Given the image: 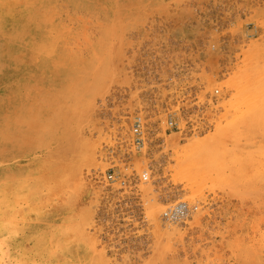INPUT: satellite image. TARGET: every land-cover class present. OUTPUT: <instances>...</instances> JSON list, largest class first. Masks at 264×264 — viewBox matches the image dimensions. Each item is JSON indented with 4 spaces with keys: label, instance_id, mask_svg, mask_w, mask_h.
I'll use <instances>...</instances> for the list:
<instances>
[{
    "label": "rangeland",
    "instance_id": "374dc122",
    "mask_svg": "<svg viewBox=\"0 0 264 264\" xmlns=\"http://www.w3.org/2000/svg\"><path fill=\"white\" fill-rule=\"evenodd\" d=\"M6 7L0 264H264V0ZM110 168L149 179L111 187ZM177 201L198 208L164 224Z\"/></svg>",
    "mask_w": 264,
    "mask_h": 264
},
{
    "label": "built area",
    "instance_id": "2783aa9c",
    "mask_svg": "<svg viewBox=\"0 0 264 264\" xmlns=\"http://www.w3.org/2000/svg\"><path fill=\"white\" fill-rule=\"evenodd\" d=\"M218 92V90H216ZM169 128H177L178 122L175 116H170L167 121ZM131 142L136 151H141L146 143V123L140 114H135L130 123ZM129 167H125L128 170ZM104 183L108 186H117L119 189H130L136 180L147 181L149 174L143 171L137 178L134 170L124 172L120 169L110 168L102 176ZM196 205H189L185 201H177L168 205L161 213V220L166 225H176L184 222L193 212L197 210Z\"/></svg>",
    "mask_w": 264,
    "mask_h": 264
},
{
    "label": "bare ground",
    "instance_id": "6f19581e",
    "mask_svg": "<svg viewBox=\"0 0 264 264\" xmlns=\"http://www.w3.org/2000/svg\"><path fill=\"white\" fill-rule=\"evenodd\" d=\"M18 1H19V0H18ZM103 7H104V6H103ZM103 7H102V8H103ZM105 9H106V8H105ZM27 10H28V9H27ZM4 11H5V18H4V16H3V10L0 11V18H1V19H0V30H1V29H4V30H5V29H7V28H9V27L11 26V25H10V22H9L8 19H7V13H9V12L11 11V9H10L9 7H6V8L4 9ZM25 12H26V11H25ZM53 12H54V11H53ZM27 13H28V12H27ZM10 15H11V13H10ZM15 17H16V16H15ZM10 18H11V17H10ZM15 19H16V18H15ZM13 23H14V22H13ZM78 80H79V79H78ZM76 82H78V81H76ZM65 85H66V84H65ZM75 86H76V85H75ZM75 86H74V87H75ZM77 86H78V85H77ZM70 89H71V88H70ZM58 102H59V101H58ZM49 105H50V104H49ZM68 107H69V106H68ZM59 108H60V107H59ZM72 108H74V106H73ZM70 109H71V107H70ZM29 110H30V106H29ZM31 111H32V110H31ZM256 111L258 112V110H256ZM256 111H252V112H255V113H253L255 116H256V114H257ZM261 112H262V111H261ZM30 113H31V112H30ZM71 113H72V112H71ZM242 113H243V111H242ZM245 113H246V112H245ZM245 113H244V114H245ZM247 113H248V115H249V112H247ZM4 114H5V113H4ZM64 114H65V113H64ZM250 114H251V116L253 115L251 112H250ZM258 114H259V113H258ZM262 114H263V113H262ZM245 115H246V114H245ZM248 115H246V117H247ZM254 115H253V118H256V119H257V116L255 117ZM16 116H17V114H16ZM16 116H15V117H16ZM20 117H21V116H20ZM248 117H249V116H248ZM27 118H28V117H27ZM244 118H245V117H244ZM251 118H252V117H251ZM251 118H250V119H251ZM259 118H260V117H259ZM7 119H8V118H7ZM17 119H18V118H17ZM22 119H23V118H22ZM248 119H249V118H248ZM20 120H21V119H20ZM20 120H19V121H20ZM24 120H25V119H23L22 121H24ZM30 120H31V119H30ZM30 120H28V121H30ZM12 121H13V120H12ZM249 121H250V120H249ZM252 122H254V121H252ZM13 123H14V122H13ZM15 123H16V119H15ZM25 123H26V122H25ZM6 124H7V122H6ZM28 124H29V122L27 123V125H28ZM46 124H47V123L44 124V128L48 131V128H50V127H49L50 124H49V125H46ZM235 124H236V123H235ZM247 124H248V123H247ZM25 125H26V124H25ZM45 125H46V126H45ZM233 125H234V124H233ZM233 125H232V127H233ZM47 126H48V127H47ZM250 126H251V125H250ZM258 126H259V124H258ZM16 127H18V126H16ZM26 127H28V126H26ZM26 127H25V128H26ZM56 127H57V126H56ZM253 127H254V126H253ZM253 127H252V128H253ZM259 127H261V126H259ZM4 128H6V127H4ZM230 128H231V126H230ZM255 128H256V127H255ZM18 129L20 130L19 127H18ZM40 129L42 130L43 128L40 127L39 130H40ZM16 130H17V129H16ZM49 130H50V129H49ZM56 130H57V129H56ZM227 130H228V129H227ZM17 131H18V130H17ZM25 131H27V130H25ZM25 131H24V132H25ZM29 131H30V130H29ZM44 131H45V130H42V133H43ZM39 132H40V131H39ZM230 132H231V131H230ZM20 133H21V132H20ZM47 133H48V132H47ZM49 133H50V132H49ZM49 133H48V134H49ZM53 133H54V132H53ZM23 134L26 136V135H28V134H30V133L28 132V134H27V133H23ZM23 134H22V135H23ZM20 135H21V134H20ZM20 135H19V136H20ZM9 136H10V135H9ZM25 136H23V137H25ZM2 137H3V134H2ZM27 137H28V136H27ZM27 137H26V138H27ZM196 137H197V139H195V143H196V145H197V143L202 142V138H198L199 136H196ZM4 138H5V137H4ZM12 138H13V137H12ZM14 139L17 140L16 137H14ZM29 139H30V138H29ZM6 140H7V139H6ZM25 140H26V139H25ZM29 141H30V140H29ZM21 142H24L23 139H22ZM16 143H17V142H16ZM18 143H20V142H18ZM27 143H31V142H27ZM37 143H38V142H36L35 145H37ZM11 144H12V143H11ZM38 144H39V143H38ZM22 145H24V144L22 143ZM20 146H21V145H20ZM37 147H39V145H37ZM200 147H201V146H200ZM202 148H204V147H202ZM0 150H1V149H0ZM202 152H204V151H202ZM197 153H198V152H197ZM193 155H194V154H193ZM9 177H10V176H9ZM11 179H13V177H12ZM5 180H6V179H4V182H5ZM0 182H1V181H0ZM2 183H3V181H2ZM3 185H4V184H3ZM1 187H2V186H1ZM1 189H2V188H1ZM153 212H155V211H153ZM153 212H152V213H148V214H152V215H150V218H151V216L154 217V215H155V213H156V212H155V213H153ZM156 215H157V213H156ZM157 216H158V215H157ZM155 217H156V216H155ZM158 218H159V217H158ZM152 221H153V219H152ZM155 222H156V221H155ZM171 231H174V230H171ZM176 231H177V230H176ZM169 232H170V231H169ZM173 233H174V232H173ZM169 243H170V242H169ZM262 243H263V242H262ZM160 254H161V253H160ZM159 261H160V260H159ZM165 264H167V263L165 262Z\"/></svg>",
    "mask_w": 264,
    "mask_h": 264
}]
</instances>
